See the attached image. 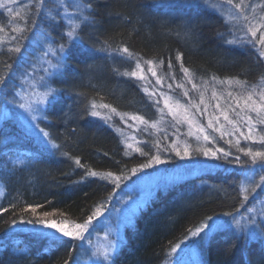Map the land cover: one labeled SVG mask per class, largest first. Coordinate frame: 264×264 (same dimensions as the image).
Masks as SVG:
<instances>
[{
  "label": "trees",
  "instance_id": "16d2710c",
  "mask_svg": "<svg viewBox=\"0 0 264 264\" xmlns=\"http://www.w3.org/2000/svg\"><path fill=\"white\" fill-rule=\"evenodd\" d=\"M92 3L95 22L80 31L83 44L76 42L69 49L65 67L50 79L53 88L60 91L55 103H48L39 126L51 133L52 144H45L21 122L15 113L0 128V182L4 192L0 197V264H77L82 247L78 240L50 233L42 225L20 223L30 213L21 209L29 204L42 205L37 215L53 212V218L82 223L98 204L106 210L117 186L110 179L88 176L90 169L98 173L112 172L126 179L132 168H138L149 156L131 154L124 146L115 127L99 117L85 115V106L95 99L112 105L119 113L138 114L154 121L159 112L152 98L134 77L117 74L133 71L130 60L110 59L105 53L94 52L93 45L107 39L113 45L124 43L145 60H163L162 73L179 75L176 52L184 54L183 62L196 78L218 80L238 78L249 85L259 83L264 75V60L258 58L250 46L228 45L226 16L206 0H85ZM56 0H46L43 14L36 27L58 45L64 43L67 23L54 9ZM56 16L53 21L49 16ZM10 19L0 10V26L6 27ZM186 22L194 25V35L185 38ZM230 38V37H228ZM34 53L31 52V55ZM171 58L172 68L168 67ZM18 55L6 48L0 50V75L8 77L0 88V103L10 100L18 88L19 78L14 66ZM5 63L11 64L9 70ZM96 66L90 68L89 66ZM83 93V95H79ZM254 149L264 147L258 142ZM246 147V146H242ZM154 155L149 144L143 146ZM241 160L248 157L233 148ZM67 153L68 155H64ZM230 157L222 168L208 170L170 185L156 196L136 217L134 226L127 227L126 243L114 257V264H165L170 260L171 248L179 244L206 218L213 219L228 212L237 214L239 206L238 183L248 165L232 164ZM78 158L83 168L75 163ZM17 159L23 165H14ZM170 166L176 163L169 161ZM186 166V165H185ZM256 166H259L258 164ZM194 167V166H193ZM259 168V167H256ZM188 165L185 170H188ZM15 205L16 207H11ZM247 206V205H246ZM7 208L4 212L2 209ZM231 218V216H227ZM17 223L13 224L12 221ZM211 221H208L210 223ZM50 233L45 237L39 233ZM247 235L232 230H220L203 247L206 264H259L264 255V237L246 241ZM51 237H57L53 239ZM26 249L28 254L17 251Z\"/></svg>",
  "mask_w": 264,
  "mask_h": 264
},
{
  "label": "snow or ice",
  "instance_id": "6c2138e0",
  "mask_svg": "<svg viewBox=\"0 0 264 264\" xmlns=\"http://www.w3.org/2000/svg\"><path fill=\"white\" fill-rule=\"evenodd\" d=\"M11 2V0H9ZM225 3L234 9L230 11L225 19V24L228 25L227 35L221 33V36H224V43L228 45H240V46H250L254 51H256L259 59L264 60V0H260L259 3L252 4L250 0H225ZM46 5V0H32L30 5L29 13H26L25 16H21L19 12L15 13V16L20 18L23 22L22 26H17L13 28L12 31L18 35H13L11 40L16 41L15 45L8 49L10 53H21L22 46L21 41L28 38L27 33L32 31L36 27L37 20L41 17L44 12ZM3 4H0V7H3ZM216 7V5H211ZM57 9V15H60V9H63V15H60V19L66 21L68 27L64 35L66 40L64 43H60L56 46L55 49L49 44L47 51L43 53V56H48L49 53L55 54V63L47 61L49 68L45 69V72L49 76L53 75L56 72H59L65 67V61L69 55V49L73 47L76 42L83 44V39L80 36L81 29L91 23L95 22L94 8L92 3L85 2V0H73L69 5L65 0H59V3L55 6ZM69 7L72 9V12H69ZM259 9V11H258ZM9 14L13 13L11 7L7 8ZM50 18L55 21L56 16H52L49 11ZM239 25V27H237ZM4 29L0 27V32ZM242 33V35L240 34ZM176 35H182L185 38H189L194 35V25L186 22L185 30L181 33H176ZM230 37V38H228ZM2 42V41H0ZM94 52H102L107 55L110 59H115L120 57L125 60H130L135 62L134 71H125L120 72V69L113 65V70L117 74L127 75L130 77L138 78L140 80H146L147 77L144 74L143 65L152 66L148 70L152 77H155V84L161 85L166 78L175 79L174 74H166L165 76H158L155 65L162 66L164 64L163 60H145L138 53H135L130 50L123 42L118 45H113L109 40L105 39L100 42L99 46L93 45ZM184 54L180 51L176 52L175 59L179 62V69L183 73V81L178 83L176 87L182 89V96L187 97V102H182L181 98L174 97L163 91H149L148 88H145L144 91L153 99V104L158 107L160 113L159 119L154 121L146 120L142 115L138 114H128V113H119L115 107L110 104L97 102L95 99L89 101L85 106V115L91 117H100L105 121H111L113 114L119 115L120 119L128 124V119L135 121L140 125H144L145 128L151 127L156 129L157 132L162 129L159 125L164 123L165 115H170L172 120L175 122V125L187 123L189 130L187 135L194 136L197 142L203 141L204 144L212 141L214 138L210 135L208 129H211L213 132L220 134V137L225 136H236L235 146L237 150L248 157L247 160H241L240 156H235L234 161L241 166L248 165L245 172L243 173L242 179L238 183V196H239V206L244 208V213L228 212L224 215L232 217V224L240 233L248 232V235L245 237L246 241H251L256 239L257 232L256 229H259V235L264 237V197L260 198L259 206L246 207L249 201L251 200L255 205L257 199V194L260 191H264V147L260 149H254L252 147H242L241 139L244 141H249L253 144L259 143L264 146V75L259 78V83L249 85L246 80H241L235 77L227 78L224 80H218L216 76L211 77V81L223 85H227L228 88L235 86L238 91H229L225 89L224 92L218 93L213 87L211 90V96L209 100L216 101L215 104L211 105L213 111L207 116V124H203L197 119V116H203L207 112L209 104L206 103V93L208 91V82H202L201 84L195 83V73L184 65L183 62ZM5 67L11 71L12 65L5 63ZM90 68H95L96 66H89ZM169 69L172 68L171 58L168 60ZM51 69L52 71H49ZM8 77L0 75V88L6 86ZM185 81L191 84V88L198 92V102L193 100L189 96V89L185 87ZM46 87V91L38 95L35 100L31 97L24 98V103H21L19 107L24 109L30 116V120L33 122V126L40 132V134L47 138V141L52 144L53 148H60V145L55 144L51 140V133L45 131L43 128L39 127V123L36 121L39 120V117L36 113L42 111L41 105L48 103H55L56 98L61 90L53 88L50 84L43 85ZM168 89H173L171 83L167 84ZM79 95H83L80 93ZM159 97V98H157ZM51 98V99H50ZM161 98L163 102V107H159L161 103ZM15 99V98H14ZM220 101H224L222 106ZM203 106V107H202ZM103 110V111H102ZM167 110V112H165ZM231 114V115H230ZM223 119L224 123H221ZM230 125V128L225 127V125ZM243 126L246 131L242 130ZM128 127H133L132 124H128ZM195 129V131L193 130ZM118 131H122L118 129ZM177 131L179 129L177 128ZM179 140V138H177ZM129 140L139 143L136 140L135 136L126 137L125 144L129 149L134 147V143L129 142ZM229 144H233V141L229 139L227 141ZM156 149L155 154L146 152L141 147H135V151L139 152L142 156H149V159L141 164L138 168L130 169L132 174H135L137 171H140L144 168L151 167L155 164L166 163L164 159L161 158V143L157 139L153 144ZM174 151L177 156L181 158L188 157L191 158L193 152H197L203 156H210L220 159L221 156L217 155L218 153L222 154L224 159H227L231 152L225 151L223 148H216L213 150L210 147L199 145L195 149H192L191 144L187 141L183 142L181 147L179 143H173L170 149H165ZM64 155H68L64 153ZM76 165L83 168L84 165L81 164V161L76 158ZM14 165H23L25 160L17 159L13 161ZM259 165L257 169L255 166ZM88 176H101L104 179H111L113 183L119 187V181L121 177L115 175L112 172L107 173H98L96 171L88 170L86 173ZM2 192V189H0ZM11 207L15 208V205ZM42 205H32L29 204L26 207L21 209L22 213H30L31 217L28 220H24L21 216L19 222L27 223L30 225H42L44 228L51 229L55 233L59 234V237L68 238L71 241H81L84 242L87 240L86 233H89V228L93 223V220L104 214V204H98L92 213L87 216L82 223H77L75 221H69L67 219H61L59 222L55 219H49L53 216V212L44 211L37 215V209L41 208ZM2 211L7 212L8 209L4 208ZM259 222H258V219ZM213 217L209 216L206 218L205 222H202L195 230H189L191 236H199L202 232H205L206 229H210L208 221H212ZM13 224H16L17 221L13 220ZM250 226H253L251 231H249ZM42 236L50 237V233L41 232L39 233ZM109 234L105 233V238L107 243L103 247H98L92 245L91 240H87V243L91 246V250L88 252V261L89 264H114V257L119 250V237L113 239H108ZM56 239L57 237H51ZM183 243V241H181ZM180 247V244H175L171 248V252L174 253L177 248ZM17 251L28 254L26 249L18 248ZM76 248L70 247L69 249V258L63 260V264H70L71 253L75 252ZM259 264H264V255L258 258ZM251 264V261L248 262Z\"/></svg>",
  "mask_w": 264,
  "mask_h": 264
},
{
  "label": "rangeland",
  "instance_id": "374dc122",
  "mask_svg": "<svg viewBox=\"0 0 264 264\" xmlns=\"http://www.w3.org/2000/svg\"><path fill=\"white\" fill-rule=\"evenodd\" d=\"M216 5L217 8L227 17L230 11H234L231 9L229 5L225 3V0H206ZM69 5L73 2V0H65ZM252 4L259 3L260 0H250ZM32 0H0V4H3V7H0V10L5 12L10 19L6 27H3V31L0 32V50L6 48L7 50L13 47L16 41L11 40L13 35H18L13 32L12 29L17 26H22V21L20 18L15 16L16 12H19L21 16H25L26 13H29L30 5ZM59 3V0H56V5ZM55 5V6H56ZM54 6L55 11L57 12L56 7ZM11 7L13 9V13L9 14L7 12V8ZM60 14L63 15V9H60ZM259 11V9H258ZM69 12H72V9L69 7ZM68 27V25H67ZM239 27V25H237ZM242 35V33H240ZM28 38L26 40L21 41L22 50L21 53H12L13 55H18V60L15 62L14 66L17 68L20 67V70H15L17 72L16 76L19 78L18 88L15 90L12 98L8 100L6 103H0V128L3 124V121L10 118L13 113L17 115V117L23 122L26 127L36 136L40 137L43 142L47 145L51 144L47 141V138H44L40 132L33 126V122L30 120L29 114L19 107L21 103L25 102L24 98L31 97L33 100L44 91H46V87L43 85L50 84V78L59 72L54 73L49 76L45 69L49 68L47 61H51L55 63V54L49 53L48 56H43V53L47 51L48 45L50 44L53 49L56 48V44L50 37L45 36L41 33L37 27H35L32 31L27 33ZM31 52L34 54L31 55ZM22 54V55H21ZM66 62V61H65ZM133 64V71L135 69V62L131 61ZM152 66L143 65L144 74L146 75V80H140V84L142 85L143 90L148 88L149 91L157 90L163 91L174 97L181 98L182 102H187L188 98L182 96V89L176 87V85L183 81V73L181 72L178 76L175 75V79L166 78L161 85L155 84V77H152L149 68ZM157 75L165 76L166 73H162L160 67L155 65ZM49 71H52L49 69ZM208 82V91L206 93L205 99L206 103L209 104L207 112L204 113L203 116H197V119L203 124H207V116L209 113L213 111L211 105L215 104L216 101L209 100L211 96V90L214 87L218 93H222L225 89L229 91H238L235 86L232 88H228L227 85L219 84L212 82L211 80H202L199 78L195 79V83L198 85L202 82ZM171 83L173 85V89H168L167 84ZM51 86V84H50ZM52 87V86H51ZM185 87L189 89V96L198 102V92L191 88V84L185 81ZM146 93V92H145ZM148 95V93H146ZM149 98H151L148 95ZM15 98V99H14ZM159 98V97H157ZM51 99V98H50ZM153 100V99H152ZM221 105H224V101H220ZM48 104L41 105L42 111L36 113L39 117V120L36 123H39L41 119L45 117L44 111ZM157 107V106H156ZM159 107H163V102L161 98V103ZM203 107V106H202ZM158 109V107H157ZM103 111V110H102ZM159 112V111H158ZM167 112V110H165ZM231 115V114H230ZM160 113L156 120L159 119ZM100 118V117H99ZM147 120V119H146ZM151 121V120H149ZM113 124V127L116 128V131L121 136L124 146L127 148V151L131 154L139 153L135 151V147L143 148L144 145L149 144L152 149H154V154L156 149L153 144L157 139L160 140L161 143V158L166 161V163L162 164H153L149 168H144L140 171H137L130 177L126 179H121L119 181V187H117V191L112 197L109 205L106 210H104V214L102 216H98L93 220L92 225L89 228V233H86L87 240H91L92 245L103 247L106 245L107 240L105 238V233H108V239H113L115 237H119L118 243L120 245L119 250L126 243L127 239L124 235V231L127 227H132L135 224L136 217L141 213V211L147 206V204L152 200L159 191H166L170 185L175 182L182 180L186 177L193 175H200L208 170L222 168L227 165V162H230V157L235 156L232 154L234 152L233 148L235 146L236 136H225L223 138L220 137V134L217 132H213L211 129H208L210 135L214 138V142L210 141L207 144H204L203 141L197 142L194 136H188V124L183 123L179 125H175V122L172 120L170 115H165L164 123L159 125L162 129L157 132L156 129L151 127L145 128L144 125H140L135 121H131L128 119V124H132L133 127H128L123 120L120 119L119 115L113 114L112 120L108 121ZM221 123H224L223 119H221ZM40 127V126H39ZM226 129L230 128V125H225ZM177 128L179 131H177ZM242 130L246 131V129L241 126ZM121 129L122 131H118ZM195 131V129H193ZM135 136L136 140L139 143H135L131 140L129 142L134 143V147L129 149L125 144L126 137ZM179 138V140L177 139ZM231 139L233 144L227 143V141ZM187 141L191 144L192 149H195L199 145H203L206 147H210L213 150L216 148H223L225 151L231 152V155L224 159L222 154L218 153L217 155L221 156L220 159L210 156H203L198 154L197 152H193L191 158L184 157L181 158L177 156L174 151L165 150L170 149L173 143H179L182 147L183 142ZM241 146L253 147L252 143L249 141H244L241 139ZM169 161H173L176 163L175 166H170ZM236 164V162H232V164ZM188 165L189 169L185 170V167ZM194 166V167H193ZM259 167V166H255ZM258 169V168H257ZM111 180V179H110ZM0 197L3 195V187L0 183ZM264 197V191H260L257 194V199L255 201V205L250 200L246 207L259 206L260 198ZM245 209L239 213H244ZM53 219V218H51ZM258 222L260 218H257ZM232 217L229 219H213L209 225L210 229H206L205 232H202L199 236L193 237L190 236L186 241H184L179 248L176 249L174 253H172L170 260L165 264H206L204 262V256L202 253V246L204 247L209 240V238L220 230H224L226 228L232 229L235 231L236 228L231 223ZM253 226H250L249 231H251ZM44 228V227H43ZM50 233L59 235L55 233L51 229L44 228ZM257 238H260L259 229H256ZM238 233H240L238 231ZM248 235V232L240 233ZM87 240L84 242L78 241L80 246L82 247L81 253L79 255V261L77 264H89L88 261V252L91 250V246L87 243ZM118 250V251H119Z\"/></svg>",
  "mask_w": 264,
  "mask_h": 264
},
{
  "label": "bare ground",
  "instance_id": "6f19581e",
  "mask_svg": "<svg viewBox=\"0 0 264 264\" xmlns=\"http://www.w3.org/2000/svg\"><path fill=\"white\" fill-rule=\"evenodd\" d=\"M25 49V48H24ZM24 49L22 50V51H24ZM22 55V54H21ZM19 58V57H18ZM18 59H16V61H17ZM66 65V64H65ZM109 123V125L111 126V127H113V124L111 123V122H108ZM38 138H40V137H38ZM229 219V218H227V216H219V217H217L216 219ZM225 230H232V229H228V228H226ZM232 231H235V230H232ZM235 232H237L238 233V231H235ZM191 236V233H189L188 235H187V237H185L182 241L184 242V241H186L189 237ZM212 238V236L209 238V240ZM208 240V241H209ZM208 241H207V243H208ZM206 243V244H207ZM180 245L182 244L181 242L179 243ZM202 253H203V246H202ZM171 255H172V253H171ZM171 255H170V257H171Z\"/></svg>",
  "mask_w": 264,
  "mask_h": 264
}]
</instances>
